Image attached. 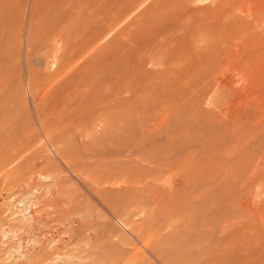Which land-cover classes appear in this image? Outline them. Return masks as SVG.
I'll return each instance as SVG.
<instances>
[{"label":"rangeland","instance_id":"rangeland-1","mask_svg":"<svg viewBox=\"0 0 264 264\" xmlns=\"http://www.w3.org/2000/svg\"><path fill=\"white\" fill-rule=\"evenodd\" d=\"M0 264H264V0H0Z\"/></svg>","mask_w":264,"mask_h":264},{"label":"bare ground","instance_id":"bare-ground-1","mask_svg":"<svg viewBox=\"0 0 264 264\" xmlns=\"http://www.w3.org/2000/svg\"><path fill=\"white\" fill-rule=\"evenodd\" d=\"M96 38H97V36H96ZM80 50H81V48H78L74 55H70L69 58H66L65 63L69 64L70 62H72L76 58V55L80 52Z\"/></svg>","mask_w":264,"mask_h":264}]
</instances>
